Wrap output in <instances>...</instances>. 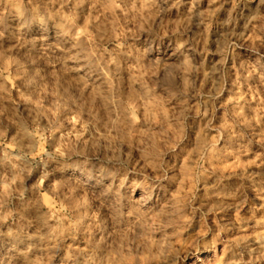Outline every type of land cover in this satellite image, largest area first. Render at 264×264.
<instances>
[{"label": "clouds", "instance_id": "1", "mask_svg": "<svg viewBox=\"0 0 264 264\" xmlns=\"http://www.w3.org/2000/svg\"><path fill=\"white\" fill-rule=\"evenodd\" d=\"M0 264H264V0H0Z\"/></svg>", "mask_w": 264, "mask_h": 264}]
</instances>
